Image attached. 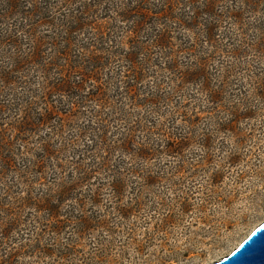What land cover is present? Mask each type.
Returning <instances> with one entry per match:
<instances>
[{
	"label": "rangeland",
	"instance_id": "1",
	"mask_svg": "<svg viewBox=\"0 0 264 264\" xmlns=\"http://www.w3.org/2000/svg\"><path fill=\"white\" fill-rule=\"evenodd\" d=\"M207 1L0 0V264H211L264 221V0Z\"/></svg>",
	"mask_w": 264,
	"mask_h": 264
},
{
	"label": "trees",
	"instance_id": "2",
	"mask_svg": "<svg viewBox=\"0 0 264 264\" xmlns=\"http://www.w3.org/2000/svg\"><path fill=\"white\" fill-rule=\"evenodd\" d=\"M207 3L208 4H210L209 6H210V10L211 11H213L212 9H211V6L212 5H214V7H215V4H216V0H213V1H207ZM167 19H169V18H167ZM186 27H189L190 28V26H188V25H186ZM160 36V35H159ZM4 37V41L3 42H7L10 38H12V35H6V36H3ZM207 38H210V37H207ZM208 41V40H207ZM166 45L164 46V47H166V46H168V44H170V43H168V42H164ZM37 47H38V45H37ZM40 47L41 46H39L38 47V49H36V50H34V52H33V54L31 55V57H37V55H38V53L36 54V55H34L35 54V52L38 50V51H41V52H46V51H44V50H42V49H40ZM69 51L67 50V53H68ZM23 54L21 53L20 54V52H18V53H16V59H20V58H23L24 56H22ZM9 57H11V58H13V56L10 54V56ZM38 58H39V55H38ZM131 59V58H130ZM139 59L136 57V58H134L133 60H132V62L130 63L131 65H130V67H132V70H133V72H136V71H138V70H134L133 69V64H137V65H139V61H138ZM11 63V62H10ZM10 63H9V65H10ZM149 63V62H148ZM6 64V63H5ZM8 65V66H9ZM8 66H6V67H8ZM13 66V65H12ZM6 67H3V71L1 72L3 75H2V78L3 79H5V81L4 82H6V83H8L9 81H13V82H17V80L15 79V78H13V72H15V70L17 71L18 69V67H15L14 69H9V67L8 68H6ZM101 67V66H100ZM99 68V67H98ZM134 75H138V76H142L140 73H136V74H134ZM201 76V74L198 76V77H200ZM191 77V76H190ZM190 77H188V78H190ZM19 78V77H18ZM189 80V79H188ZM196 80H198L197 78L194 80V81H196ZM63 81H65V84H67L68 83V81H66V80H64L63 79ZM125 82V81H124ZM72 83H69V85H71ZM116 84H114V86H115ZM113 91H115V90H113ZM94 95V94H93ZM78 96V95H77ZM76 96V97H77ZM80 96V95H79ZM153 95H151L150 96V98H149V100H151V103L153 102ZM165 98V97H164ZM79 99V98H78ZM78 99H73V101H75V104H77L78 102L77 101H79V104L81 105V103H80V99L78 100ZM148 99V98H147ZM28 102V101H27ZM163 102H165V100H162L159 104H161V103H163ZM154 103V102H153ZM12 104V103H11ZM74 104V105H75ZM70 106V105H69ZM72 109V108H71ZM115 110V109H114ZM70 111V110H69ZM97 124V123H96ZM99 129L101 128L100 126H102V129H104L105 130V128H104V122H103V120H101V122L99 121ZM103 124V125H102ZM143 126H145L144 124H143ZM143 126H141L140 127V125H138V127H136L135 128V126H134V132H138V133H141V132H144V133H146V131H145V128L146 127H144L143 128ZM30 126H26V127H24V128H22V127H20V130H22V131H26L28 128H29ZM134 137V136H133ZM134 139V138H133ZM131 141V142H130ZM134 141H136L135 139H134ZM124 144L121 146V148L122 149H124L125 150V153H134L135 155H137V156H139V155H147V154H150L149 153V151H151V149H149L148 147H147V145H139V146H135V149L134 148H132L133 146H134V144H133V142H132V137H130V139H129V141L128 140H126V138L124 139ZM169 146L170 147H175V144H169ZM168 146V147H169ZM157 149V148H156ZM45 151H47V152H49V154H51V156L53 157V156H55V154L53 153V151L52 150H49L48 148L47 149H45ZM150 155H152V154H150ZM7 158V157H6ZM143 166H144V164H143ZM124 177H119L118 176V178L116 179V178H114V180L112 181V183L111 184H109L108 185V189H111V191H113V193H114V195H116V193H120L122 190H123V188H124V183H123V179ZM61 188V190H58V192L56 193V195L54 196V199L53 198H49V200H47V202H46V206L48 207L47 208V210H50V213H51V211L53 212V213H56V211H57V213H58V208H57V210H56V207H57V205L56 204H58V203H60V202H63L64 200H66V199H70V198H73V199H78L79 198V196L77 195L76 197H74L75 195H73L72 193L71 194H68V192L67 191H72L73 192V188L74 187H72V188H68V186L66 185L65 186V183L60 187ZM69 191V192H70ZM70 195V196H69ZM80 196L82 195V194H79ZM100 195H97V197H99ZM57 197V198H56ZM118 197V196H117ZM56 198V199H55ZM92 199V198H91ZM93 202L94 203H96L95 202V200H93ZM123 214H125V212H124V210H123V212H122ZM12 220V219H11ZM15 221V220H14ZM75 222H78L79 224L78 225H81L82 226V223H84V222H86L85 220H83V217L82 218H79L78 220H77V218L74 220ZM84 225V224H83Z\"/></svg>",
	"mask_w": 264,
	"mask_h": 264
},
{
	"label": "water",
	"instance_id": "3",
	"mask_svg": "<svg viewBox=\"0 0 264 264\" xmlns=\"http://www.w3.org/2000/svg\"><path fill=\"white\" fill-rule=\"evenodd\" d=\"M211 264H264V221L234 251Z\"/></svg>",
	"mask_w": 264,
	"mask_h": 264
}]
</instances>
